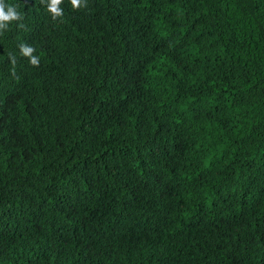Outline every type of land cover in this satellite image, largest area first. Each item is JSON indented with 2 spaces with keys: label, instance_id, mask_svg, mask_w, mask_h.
Listing matches in <instances>:
<instances>
[{
  "label": "trees",
  "instance_id": "16d2710c",
  "mask_svg": "<svg viewBox=\"0 0 264 264\" xmlns=\"http://www.w3.org/2000/svg\"><path fill=\"white\" fill-rule=\"evenodd\" d=\"M5 3L0 264H264V0Z\"/></svg>",
  "mask_w": 264,
  "mask_h": 264
},
{
  "label": "clouds",
  "instance_id": "9594fccd",
  "mask_svg": "<svg viewBox=\"0 0 264 264\" xmlns=\"http://www.w3.org/2000/svg\"><path fill=\"white\" fill-rule=\"evenodd\" d=\"M63 3V0H41V4L46 5L47 11L51 14L53 20L63 16V10L60 5ZM73 10H79L82 7H87V0H70ZM23 19L22 14L17 10V6L9 5L5 3V0H0V34L3 31L8 29L9 24L12 22H18L17 26L21 29L25 27L23 23H19ZM20 54L23 57L28 58L29 63L38 67L40 64V58L35 55V49L29 45L21 44L19 46ZM9 60L14 65L16 63V58L9 55ZM15 75V72L12 73Z\"/></svg>",
  "mask_w": 264,
  "mask_h": 264
}]
</instances>
